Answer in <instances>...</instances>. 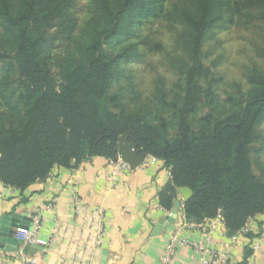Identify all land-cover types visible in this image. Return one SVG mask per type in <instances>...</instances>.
<instances>
[{"label":"trees","instance_id":"1","mask_svg":"<svg viewBox=\"0 0 264 264\" xmlns=\"http://www.w3.org/2000/svg\"><path fill=\"white\" fill-rule=\"evenodd\" d=\"M165 1L91 0L80 28L74 0H0V181L24 191L55 167L117 158L127 135L139 154L171 171L158 193L163 209L171 212L179 188L189 187L186 220L221 217L233 237L264 213V180L252 157L264 124V43L262 64L246 68L247 87L235 83L222 94L205 47L232 0H192L180 13L179 80L143 98L123 79L127 64L140 59L139 32ZM247 2L264 22V0ZM58 37L72 47L63 56L49 49Z\"/></svg>","mask_w":264,"mask_h":264},{"label":"crops","instance_id":"2","mask_svg":"<svg viewBox=\"0 0 264 264\" xmlns=\"http://www.w3.org/2000/svg\"><path fill=\"white\" fill-rule=\"evenodd\" d=\"M109 177L108 159L95 157L75 169L55 167L47 181L35 182L24 191L0 181V221L16 212L30 218L41 214L40 236L52 239L47 249L20 242L14 250L0 246V264H161L170 238L184 224V200L179 195L177 218L158 227L170 214L158 198L171 178L168 167L160 159H146L116 182ZM76 197L85 211L76 213ZM96 209L103 211L101 222ZM190 224L183 225L182 236L213 250H228V264H264V213L253 220L252 238L239 234L232 239L221 218L208 220L206 229ZM98 229L104 232L100 246L96 244ZM257 239H261V248L254 251L252 244ZM247 249L252 254L245 260ZM201 255L190 246H178L172 264H198Z\"/></svg>","mask_w":264,"mask_h":264},{"label":"rangeland","instance_id":"3","mask_svg":"<svg viewBox=\"0 0 264 264\" xmlns=\"http://www.w3.org/2000/svg\"><path fill=\"white\" fill-rule=\"evenodd\" d=\"M247 1L232 0L227 10H220L223 20L215 24L205 47L206 64L221 77L222 94L224 91H232L235 83L247 87L244 76L246 68L262 64L258 50L264 43V22ZM91 4V0L73 2L71 14L78 20L80 28L91 16ZM192 7V0H166L161 14L150 17L139 32L141 36L137 41L141 42V56L127 64V78L123 79V83H133L143 98L151 95L158 84H164L170 89L179 80L176 66L178 58L183 54L181 38L186 30L180 13ZM1 34L0 27V40ZM71 48L69 40L58 37L49 49L53 56H63ZM261 130L262 137L252 157L255 173L264 180V124Z\"/></svg>","mask_w":264,"mask_h":264},{"label":"built area","instance_id":"4","mask_svg":"<svg viewBox=\"0 0 264 264\" xmlns=\"http://www.w3.org/2000/svg\"><path fill=\"white\" fill-rule=\"evenodd\" d=\"M147 159L156 160L158 158L151 156V155H147ZM108 165L110 167L109 179L112 182H116L122 175H124V173L131 170L130 166L127 163H125L119 155L117 158H109ZM170 174H171V171H170ZM74 207H75L76 213H80L81 211L86 210L84 205L82 204V202L79 200L78 197L74 199ZM183 207L184 205H182L181 219H182V222H184L185 224L188 221L186 220L185 214L183 213ZM95 213H96V219L97 220L99 219V221L101 222L103 218V211L101 209H96ZM217 218H221V217H217ZM89 219L93 220L94 218L89 217ZM253 220L254 218L250 219L248 223L246 224V226L236 236H233L231 238L236 239V237L239 234L247 235L250 231ZM207 221L208 220L200 224L191 223L190 225L192 227L206 229ZM184 224H182L170 238V241L162 256L161 264H172L173 263L175 251L178 246H190L192 248L197 249L202 254L199 259L198 264H228L230 263L231 255L228 250H225V251L213 250V249L203 246L201 243H197V242L191 241L183 237L182 228ZM41 229H42V217H41V214H37L33 217L32 227L30 229L18 228L15 236L18 239V241L23 245H39L43 247L44 249H47L50 246L52 239L49 240V239L42 238L40 236ZM97 233H98V238H97L96 244L97 246H100L102 242V237L104 236V232L102 229H98ZM260 248H261V239H257L253 242L252 249L256 251V250H259ZM28 262L35 263V260L29 259Z\"/></svg>","mask_w":264,"mask_h":264},{"label":"water","instance_id":"5","mask_svg":"<svg viewBox=\"0 0 264 264\" xmlns=\"http://www.w3.org/2000/svg\"><path fill=\"white\" fill-rule=\"evenodd\" d=\"M119 156L127 163L132 170L142 166L147 159V154L138 153L137 145L129 140L127 135L119 138ZM179 194L185 201L189 200L193 195V190L189 187L179 188ZM180 201L176 200L175 206L171 213L159 223V228H164L173 223L178 216ZM33 218L23 216L21 213L6 215L0 221V246L14 250V246H18V239L15 234L18 228L30 229L32 227Z\"/></svg>","mask_w":264,"mask_h":264}]
</instances>
